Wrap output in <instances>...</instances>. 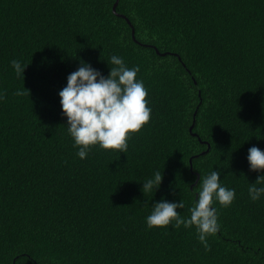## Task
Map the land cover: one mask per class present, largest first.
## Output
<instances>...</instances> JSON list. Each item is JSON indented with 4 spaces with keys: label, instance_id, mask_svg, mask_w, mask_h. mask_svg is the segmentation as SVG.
Returning a JSON list of instances; mask_svg holds the SVG:
<instances>
[{
    "label": "trees",
    "instance_id": "trees-1",
    "mask_svg": "<svg viewBox=\"0 0 264 264\" xmlns=\"http://www.w3.org/2000/svg\"><path fill=\"white\" fill-rule=\"evenodd\" d=\"M115 1L0 0V264H264V194L248 193L264 170L247 159L264 151V0ZM113 55L139 67L151 119L127 153L81 159L59 92L82 64L107 78ZM212 171L235 199L212 205L210 251L195 227H147L160 201L190 218Z\"/></svg>",
    "mask_w": 264,
    "mask_h": 264
},
{
    "label": "clouds",
    "instance_id": "clouds-1",
    "mask_svg": "<svg viewBox=\"0 0 264 264\" xmlns=\"http://www.w3.org/2000/svg\"><path fill=\"white\" fill-rule=\"evenodd\" d=\"M110 64L107 78L90 65L82 64L67 77V86L59 92L63 115L67 117L68 133L81 159H85L96 145L106 151L127 153L129 138L140 132L151 119L147 89L142 81L136 79L139 67L129 69L123 58L116 55L111 57ZM27 65L16 59L11 61L16 76L23 81ZM14 94L22 97L30 95V92L25 88L17 89ZM5 98L6 93H0V100ZM247 159L250 170H264V151L258 147L249 148ZM162 178V173L157 171L153 179L143 182L144 195L158 189ZM262 183L264 176L258 177L248 189L253 202L264 194V186H257ZM199 185L198 200L189 209L190 218L182 217L177 211L184 208L182 199L179 203L160 201L153 205L151 214L146 217V225L149 229L167 228L170 224L175 229L195 227L198 240L205 251H210L207 237L219 230L216 209L212 205L218 201L222 207H229L235 199V189L221 186L219 171H212L200 179Z\"/></svg>",
    "mask_w": 264,
    "mask_h": 264
},
{
    "label": "water",
    "instance_id": "water-1",
    "mask_svg": "<svg viewBox=\"0 0 264 264\" xmlns=\"http://www.w3.org/2000/svg\"><path fill=\"white\" fill-rule=\"evenodd\" d=\"M117 2H118V0H116L115 1V3L113 4V11L115 12V7H116V4H117ZM127 20V19H126ZM130 24V23H129ZM133 32H134V30L132 29V34H133ZM193 125H194V118H193V121H192V124H191V126L189 127V130L191 131L192 130V127H193ZM193 135H196L195 133H192ZM199 140H200V138H198ZM207 149H206V151L208 150V148H209V145L207 144ZM203 153V152H202ZM190 163H191V159H190ZM190 167H192V166H190ZM197 179H198V175H197V178H196V181H197Z\"/></svg>",
    "mask_w": 264,
    "mask_h": 264
}]
</instances>
